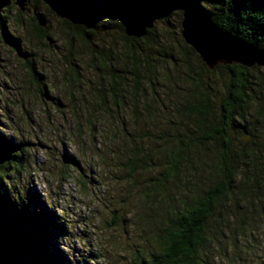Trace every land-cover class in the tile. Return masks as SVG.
Listing matches in <instances>:
<instances>
[{
    "label": "trees",
    "instance_id": "16d2710c",
    "mask_svg": "<svg viewBox=\"0 0 264 264\" xmlns=\"http://www.w3.org/2000/svg\"><path fill=\"white\" fill-rule=\"evenodd\" d=\"M103 1L116 2L121 9L149 5L153 24L166 22L165 29L152 26L135 39L114 21L110 25L119 34L118 45H106L113 31L100 23L102 13L90 26L74 27L56 14L50 0H26L35 11L26 34L52 44L49 27L41 28L36 20L40 5L61 20V43L71 58L64 59L67 83L77 90L85 86L91 97L81 115L71 102L70 139L82 151H94L106 166L105 159L128 151L127 177L135 182L146 176L145 198L160 192L167 201L161 258L137 254L131 264H199L208 239L218 238L223 224L235 219L246 225L264 218V72L239 65L209 70L184 43L180 24L174 28L169 21L176 14L180 23L184 9L196 8L264 54V0H97L99 5ZM14 6L11 0H0V41L12 49L31 81L42 85L39 93L47 95L43 75L21 46L24 25L13 18ZM75 40L92 57L93 80L74 67ZM2 121L0 115V125ZM30 146V140L0 131V264H101L87 241L81 238V252L70 244L79 243L80 237L58 201L50 203L31 186ZM64 157L70 163L65 176L82 172L72 157Z\"/></svg>",
    "mask_w": 264,
    "mask_h": 264
},
{
    "label": "rangeland",
    "instance_id": "374dc122",
    "mask_svg": "<svg viewBox=\"0 0 264 264\" xmlns=\"http://www.w3.org/2000/svg\"><path fill=\"white\" fill-rule=\"evenodd\" d=\"M89 1L93 7H99L97 0ZM33 14L35 11L26 5L23 11L16 5L12 10L13 18L24 25L19 32L21 46L36 72L43 75L40 80L48 92L43 96L39 93L42 85L31 81L12 49L0 41V108L3 109L0 131L9 137L22 136L23 140L32 142L31 186L50 203L58 201L57 205L73 219L75 234L80 239L79 243L72 240L70 244H75L76 250L81 252V240L87 241L86 246L92 245L89 249L100 255L101 264H131L137 254L144 258L162 256L165 224L162 217L167 211L163 193L147 200L143 192L147 189L144 187L146 176L136 177L135 182L127 177L124 166L126 157L130 156L128 151H119L118 159H105L109 162L106 166L94 151L89 148L82 151L77 141L70 139L69 108L75 107L71 102L81 115L85 111L82 107L91 101L89 90L85 86L77 90L67 83L69 77L64 59L71 58L61 43L64 32L61 20L40 5L37 14L49 27L52 44L38 43L26 34ZM108 16L103 13L100 23L109 25L113 31V23L117 20L112 17L110 21ZM177 20L176 14L170 18L174 28H179ZM164 24L167 23L155 22L153 26L165 29ZM118 39L119 34L114 30L104 44L117 46ZM92 40L96 48L101 47L100 41ZM74 46L75 69L88 77L85 79L93 80L95 75L89 74L93 72L90 69L93 62L87 48L78 40L74 41ZM65 154L81 165L82 172L77 171L78 175L68 172L71 176H65L70 164ZM218 236L208 239V251L199 255V264H264V218H254L246 225L230 220L221 226Z\"/></svg>",
    "mask_w": 264,
    "mask_h": 264
},
{
    "label": "water",
    "instance_id": "95a60500",
    "mask_svg": "<svg viewBox=\"0 0 264 264\" xmlns=\"http://www.w3.org/2000/svg\"><path fill=\"white\" fill-rule=\"evenodd\" d=\"M56 14L63 17L71 26L87 27L95 22L99 13L114 17L123 27L127 37L139 39L146 35V30L153 26L152 11L149 5H138L131 9H121L113 1H103L98 8H87L81 0H50ZM26 0H15L19 11L25 9ZM55 14V13H53ZM41 28L45 20L36 15ZM196 22L197 32L205 38L203 42L192 39V21ZM180 35L184 43L192 48L200 61L213 70L217 65H239L245 68L258 67L264 72V54L256 46L244 43L230 32L221 30L208 15L196 8H186L182 11ZM211 37L208 41L206 38ZM246 55L239 56L236 53Z\"/></svg>",
    "mask_w": 264,
    "mask_h": 264
},
{
    "label": "snow or ice",
    "instance_id": "6c2138e0",
    "mask_svg": "<svg viewBox=\"0 0 264 264\" xmlns=\"http://www.w3.org/2000/svg\"><path fill=\"white\" fill-rule=\"evenodd\" d=\"M191 23H192V39H193V41H194V42H197V43H199V42H203V40H204L205 38H202V37L198 34V32H197L196 22L193 20ZM206 39H207L208 41H210V40H211V37H208V38H206ZM236 55L243 56V55H246V53L239 52V53H236Z\"/></svg>",
    "mask_w": 264,
    "mask_h": 264
}]
</instances>
